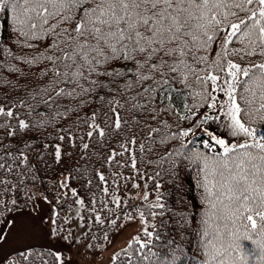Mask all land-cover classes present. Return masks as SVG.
Listing matches in <instances>:
<instances>
[{"label":"snow or ice","instance_id":"1","mask_svg":"<svg viewBox=\"0 0 264 264\" xmlns=\"http://www.w3.org/2000/svg\"><path fill=\"white\" fill-rule=\"evenodd\" d=\"M262 124L264 0H0V264H182L189 169L199 264H264Z\"/></svg>","mask_w":264,"mask_h":264},{"label":"trees","instance_id":"2","mask_svg":"<svg viewBox=\"0 0 264 264\" xmlns=\"http://www.w3.org/2000/svg\"><path fill=\"white\" fill-rule=\"evenodd\" d=\"M259 132L264 133V124L260 125ZM193 139L196 140L197 147L201 146L203 141L207 139V137H202L199 133L196 134ZM165 195L161 199V203L166 204L167 208L175 210V211H183L184 209L188 208L190 205V213L193 217L195 223L193 228L185 229V238L183 241V248L184 252L181 256L182 264H199V261L202 257V252L198 246V235L195 231L196 225L199 222V210L201 205L199 203V192L195 187L193 174L189 169L187 172L183 174V191L178 192L177 189L172 185H164L161 189ZM149 192L152 193L151 185L149 188ZM170 193V194H169ZM178 196H182L186 203L178 204L177 198ZM131 203V201H130ZM141 204L140 200L135 199V206H139ZM138 215V213H135ZM174 217H172L170 212H166L165 215L161 216L159 219H152L150 220V224H156L158 228H150V230L160 232V239H154L155 248L154 251H159L161 255H164L168 252V244L166 241L168 239L175 240L179 242V233L180 229L174 227ZM161 220L165 221L163 225L161 224ZM242 248L245 254L250 256L249 264H255L256 257L259 256V250L255 248L249 240H242L241 241Z\"/></svg>","mask_w":264,"mask_h":264},{"label":"rangeland","instance_id":"3","mask_svg":"<svg viewBox=\"0 0 264 264\" xmlns=\"http://www.w3.org/2000/svg\"><path fill=\"white\" fill-rule=\"evenodd\" d=\"M257 135H264L263 132H258ZM136 194V190H131L128 192L129 196H133ZM136 199L141 200L140 196H136ZM155 195L154 193H150V200H154ZM138 229L134 225H129L126 229H124L120 235L116 237L117 244H116V249H121L124 248L127 241L130 239V237L137 231ZM115 250V249H114ZM108 254H106L107 256ZM106 264V261H105Z\"/></svg>","mask_w":264,"mask_h":264}]
</instances>
